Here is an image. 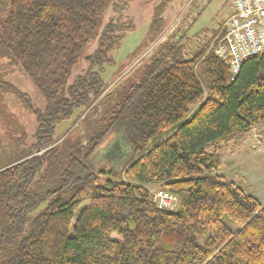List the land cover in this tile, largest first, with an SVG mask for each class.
Masks as SVG:
<instances>
[{"label":"trees","instance_id":"trees-1","mask_svg":"<svg viewBox=\"0 0 264 264\" xmlns=\"http://www.w3.org/2000/svg\"><path fill=\"white\" fill-rule=\"evenodd\" d=\"M115 1L0 0V61L22 71L44 100L34 108L0 73V121L20 132L18 149L0 163V264H264V204L214 175L221 156L210 151L238 147L264 122V53L232 80L218 42L209 49L220 29L192 47L182 24L112 92L101 75L108 55L86 57L87 69L71 81L97 22L112 5L125 8ZM161 14L149 27L157 35L150 46L163 35ZM133 27L109 22L102 52ZM7 94L35 116L31 144L7 111ZM63 122L69 128L57 135ZM120 133L132 158L120 171L92 168L107 137ZM150 184L178 196L181 212L159 208Z\"/></svg>","mask_w":264,"mask_h":264},{"label":"rangeland","instance_id":"rangeland-1","mask_svg":"<svg viewBox=\"0 0 264 264\" xmlns=\"http://www.w3.org/2000/svg\"><path fill=\"white\" fill-rule=\"evenodd\" d=\"M202 1L205 0H116V5H123L125 8L117 10L115 6H110L103 18L97 22L93 36L89 41L83 43V51L72 70L71 81L82 69H87L86 57L98 54L106 59L108 55L112 62L102 64L101 75L106 83H112L105 94L112 92L127 79L131 70L134 72L182 24L188 29V38H193L192 47H196L197 40L202 39L205 32L209 37H212V32L215 29L219 28L221 31L222 20L228 14L230 4V0H207L205 5L202 4ZM159 9H162L163 35L150 46L157 35L150 33L149 27ZM112 21L115 23L132 21L134 27L125 32L119 44L114 45L109 52L103 53L102 50L105 46L101 44L102 34L105 26ZM220 35L219 32L209 49L213 48L215 41L218 42ZM6 63V60L0 61V73L5 74V80L28 96L34 108L42 109L44 100L38 88L22 71L10 66L6 67ZM100 68L101 66H96L95 70ZM136 81L137 78L134 76L128 85L136 83ZM119 93L122 94V91ZM205 98L206 96L203 100ZM5 99L7 111L12 113L17 122L22 125L28 136L27 142L31 144L32 135L36 129L35 116L17 96L7 94ZM196 108L197 104L192 105L190 113ZM67 124L68 122H63L57 127V135L69 128ZM8 129L4 128L0 121V163H6L18 149L13 140L19 136L20 132L15 135ZM156 142L157 139L153 140L150 146L153 147ZM105 143L106 145L101 147L91 162L92 168L97 171L101 169L120 171L133 156V149L126 133L109 135ZM22 148L25 146L23 145ZM215 148L218 149L221 156V167L214 175L224 176L229 182L243 189L247 194L256 197L263 204L264 122L253 127L245 142L238 147L232 143L218 144L212 146L210 151ZM123 180L126 181L125 178ZM145 187L152 194L161 188V185L150 184ZM223 221L231 229L237 228L228 215L223 217Z\"/></svg>","mask_w":264,"mask_h":264},{"label":"built area","instance_id":"built-area-1","mask_svg":"<svg viewBox=\"0 0 264 264\" xmlns=\"http://www.w3.org/2000/svg\"><path fill=\"white\" fill-rule=\"evenodd\" d=\"M220 34L215 54L230 67L234 80L245 61L264 53V0H230ZM152 194L159 208L178 209V196L161 188Z\"/></svg>","mask_w":264,"mask_h":264},{"label":"water","instance_id":"water-1","mask_svg":"<svg viewBox=\"0 0 264 264\" xmlns=\"http://www.w3.org/2000/svg\"><path fill=\"white\" fill-rule=\"evenodd\" d=\"M99 100V99H98ZM75 127V126H74ZM73 127V128H74ZM64 138V137H63ZM62 139H60V141H61ZM181 210H182V204H179V207H178V209H177V213H180L181 212Z\"/></svg>","mask_w":264,"mask_h":264},{"label":"crops","instance_id":"crops-1","mask_svg":"<svg viewBox=\"0 0 264 264\" xmlns=\"http://www.w3.org/2000/svg\"><path fill=\"white\" fill-rule=\"evenodd\" d=\"M209 1H210V0H209ZM202 2H203V3H202L203 5H205V4L207 3V1H206V0H205V1H202ZM207 7H208V6H207ZM263 204H264V203H263Z\"/></svg>","mask_w":264,"mask_h":264}]
</instances>
